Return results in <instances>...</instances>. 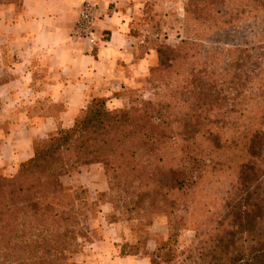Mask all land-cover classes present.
Wrapping results in <instances>:
<instances>
[{"label": "trees", "instance_id": "obj_1", "mask_svg": "<svg viewBox=\"0 0 264 264\" xmlns=\"http://www.w3.org/2000/svg\"><path fill=\"white\" fill-rule=\"evenodd\" d=\"M183 12L179 42L153 48L151 99L111 109L124 90L92 97L71 127L35 141L13 175L0 174V264H77L89 235L76 205L84 190L63 178L91 163L111 191L136 198L138 217L167 218L151 264L179 230L208 218L209 264H264V0H187ZM139 250L137 241L121 254Z\"/></svg>", "mask_w": 264, "mask_h": 264}, {"label": "crops", "instance_id": "obj_2", "mask_svg": "<svg viewBox=\"0 0 264 264\" xmlns=\"http://www.w3.org/2000/svg\"><path fill=\"white\" fill-rule=\"evenodd\" d=\"M95 7L91 43L74 35L81 6ZM119 0H22L0 5V171L13 174L33 154V143L56 130L71 127L92 97L113 92L144 77L154 55L139 57L136 40L126 16L117 9ZM149 57V59H148ZM91 167L63 178L73 187L85 184L84 172L102 175ZM87 182V181H86ZM95 188L96 185H92ZM108 204L90 228L98 236L81 241L77 264H151L141 249L121 254L128 239L122 226L107 219ZM101 224V225H100ZM132 244V243H129ZM151 250V251H150ZM153 249H148L151 253ZM154 251V250H153Z\"/></svg>", "mask_w": 264, "mask_h": 264}, {"label": "rangeland", "instance_id": "obj_3", "mask_svg": "<svg viewBox=\"0 0 264 264\" xmlns=\"http://www.w3.org/2000/svg\"><path fill=\"white\" fill-rule=\"evenodd\" d=\"M186 1L119 0L117 9L126 16V21L129 23L128 32H135L136 36L138 35L137 39L143 41L141 47H137V53L143 56L151 53L154 55L153 64L150 65H154L157 61L156 52L153 49L155 45L174 46L183 37L185 28L183 11ZM134 82L135 84L124 89V95L111 97L108 100L107 104L111 109L126 108L151 99L153 90L149 87L147 73L143 78L136 77ZM127 91H132V93L127 95ZM85 167L93 169L98 167L97 170L102 175V180H99L95 173L90 174V171H87L83 175L87 181L85 184L89 186L75 187V189L84 190L83 199L76 204L81 217L89 225L88 239L83 243L91 240L93 236H98L100 229L96 224L91 229L90 225L98 223L96 220L101 214L102 207L108 204L112 210L106 220L122 226L121 235L123 239H128L126 242L128 245L129 243L134 245L138 241V246L141 249L146 247L145 253L151 255L148 249L155 250L158 243L166 241L168 237L167 218L163 215H155L150 219L138 217L142 212L131 210L132 201L136 198L128 191H111L109 176L103 172L101 164L91 163L83 166V169ZM0 174L3 172L0 171ZM220 179V188H217V191L222 195L229 181L226 176ZM93 184L97 187L92 186ZM209 219L211 218L198 226L179 230L175 244L168 245L166 249L159 252V256L152 260L154 264H209L208 255L216 245L213 241L204 242L207 239L205 233L208 231V226L205 224L209 223Z\"/></svg>", "mask_w": 264, "mask_h": 264}, {"label": "built area", "instance_id": "obj_4", "mask_svg": "<svg viewBox=\"0 0 264 264\" xmlns=\"http://www.w3.org/2000/svg\"><path fill=\"white\" fill-rule=\"evenodd\" d=\"M95 7L85 2L78 13L74 26V35L79 38H86L91 43L95 41L94 36Z\"/></svg>", "mask_w": 264, "mask_h": 264}]
</instances>
